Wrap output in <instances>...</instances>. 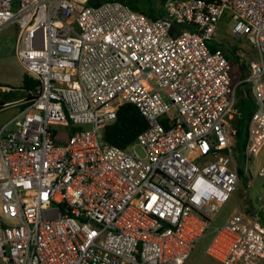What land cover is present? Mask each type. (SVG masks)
<instances>
[{
    "label": "built area",
    "instance_id": "1",
    "mask_svg": "<svg viewBox=\"0 0 264 264\" xmlns=\"http://www.w3.org/2000/svg\"><path fill=\"white\" fill-rule=\"evenodd\" d=\"M87 2L0 0V33L17 28L15 57L38 82L0 129V259L185 264L212 230L210 258L260 264L259 214L238 208L211 226L241 175L231 119L238 84L209 43L229 15L231 34L259 56L245 80L255 102L248 172L264 148V0H168L155 20L121 2ZM125 104L148 128L128 147L106 144Z\"/></svg>",
    "mask_w": 264,
    "mask_h": 264
},
{
    "label": "rangeland",
    "instance_id": "2",
    "mask_svg": "<svg viewBox=\"0 0 264 264\" xmlns=\"http://www.w3.org/2000/svg\"><path fill=\"white\" fill-rule=\"evenodd\" d=\"M151 1L155 4L164 3V10L165 4L168 2V0ZM219 24V31L215 35V39L213 40L214 42L223 43L224 47H228L227 49H235V56L239 57L240 63L244 66H248L251 60H258L257 51L245 38L237 39L231 34V29L234 25V22L230 18L225 16ZM14 30L15 29L13 28L4 30L0 35L2 40L0 44V86H3L0 88V98H2L4 95H10L13 93L20 95L19 88L23 84L24 69L14 56L10 42L4 41L6 40L4 39L5 35L8 37L16 36ZM224 52H227L226 49ZM234 71L235 76L238 78L240 70L235 68ZM250 89L251 87L248 83L247 85L239 87L236 97V104L242 99L245 101V105L248 110L252 108V105L254 104ZM242 91H249L250 97L241 96ZM20 110L21 105L18 102H14L10 104L9 107H6L0 111V119H10ZM231 119L232 122L235 123L239 119L236 106ZM64 144V142L60 143V145ZM138 150L141 152L140 149ZM235 151L240 169H242L244 173L243 176H241L237 190L232 194L229 202L223 207L218 215L211 219V226L212 228H215L224 225L238 208L247 211L249 214H259L261 223L264 226V178L259 176L260 167L264 164V148L256 159L252 158L248 163V172L246 171L247 164L245 162V157L243 156L241 159L236 148ZM211 232L212 230H209L206 236L198 242L185 264H220L206 254V249L212 239ZM0 264H5L2 259H0ZM260 264H264V260H262Z\"/></svg>",
    "mask_w": 264,
    "mask_h": 264
},
{
    "label": "trees",
    "instance_id": "3",
    "mask_svg": "<svg viewBox=\"0 0 264 264\" xmlns=\"http://www.w3.org/2000/svg\"><path fill=\"white\" fill-rule=\"evenodd\" d=\"M106 2H121L127 5L133 12L144 14L151 20H155L165 15L164 3L155 4L151 0H88L87 6L97 7ZM181 27L193 31L191 26L181 25ZM209 45L213 51L219 49L224 52L225 50L224 45H216L213 44L212 41L209 43ZM226 51L228 53L226 52V54L224 52V54L231 66L232 82L234 85L238 84L239 89V87L247 85L245 80L250 74V67L249 65L244 66L240 63L239 57L235 56V49H226ZM235 68L240 70L238 78L235 76ZM37 86L38 82L25 74L23 78V84L19 88L20 95L13 93L10 95H4L2 98H0V111L6 107H9L10 104L14 102H18L21 105V109H24L29 104V102L35 98ZM1 87L3 86H0V88ZM250 93L249 91H242L241 96L250 97ZM236 109L239 119L236 123L233 122V124L236 129V149L240 154V158L242 159L246 145L247 128L255 112V102L252 105V108L248 110L246 108L245 101L241 99L240 102L236 104ZM147 128L148 123L139 109L135 105L125 104L120 108L116 121L105 128L104 141L106 144L125 148L134 143L137 137ZM243 173L244 172L242 169H240L241 176H243Z\"/></svg>",
    "mask_w": 264,
    "mask_h": 264
},
{
    "label": "crops",
    "instance_id": "4",
    "mask_svg": "<svg viewBox=\"0 0 264 264\" xmlns=\"http://www.w3.org/2000/svg\"><path fill=\"white\" fill-rule=\"evenodd\" d=\"M228 18H230L229 17V15H226ZM220 25V24H219ZM10 28H13V29H15L14 31H15V33H16V36L15 37H8L7 35H5V38L4 39H6V40H4V41H6V42H10V44H11V49H12V51H13V54H14V56H15V45H16V38H17V34H18V30H17V28H15V27H9L8 29H10ZM5 30H7V29H5ZM4 31V30H3ZM2 31V32H3ZM219 31V26H218V29H217V32ZM2 32L0 33V35L2 34ZM1 42H2V40H1V37H0V44H1ZM212 43L213 44H216V45H224L223 43H221V42H214V41H212ZM225 49H227L226 48V46L224 47ZM257 55H258V53H257ZM258 60H259V56H258ZM258 60H251V61H258ZM250 61V62H251ZM249 62V63H250ZM249 65V64H248ZM24 75H25V71H24ZM21 111V110H20ZM19 111V112H20ZM18 112V113H19ZM17 113V114H18ZM0 114H1V112H0ZM16 114V115H17ZM16 115H14L12 118H10V119H5V120H1L0 119V129L4 126V125H6L9 121H11Z\"/></svg>",
    "mask_w": 264,
    "mask_h": 264
}]
</instances>
